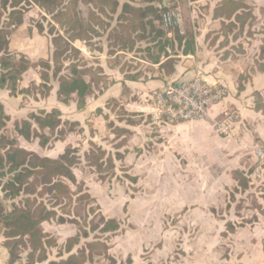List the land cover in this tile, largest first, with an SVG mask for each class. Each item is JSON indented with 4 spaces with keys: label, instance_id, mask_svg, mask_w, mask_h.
Here are the masks:
<instances>
[{
    "label": "trees",
    "instance_id": "trees-1",
    "mask_svg": "<svg viewBox=\"0 0 264 264\" xmlns=\"http://www.w3.org/2000/svg\"><path fill=\"white\" fill-rule=\"evenodd\" d=\"M81 3L90 5L86 16L80 9ZM121 3V0H0V90L7 89L12 96L46 98L54 89L53 80H56L61 102L69 104L74 100L79 110L85 108L87 98L94 95L96 90L102 92L100 84L107 87L108 80L102 68L88 65L76 42L91 43L94 36L102 34L101 29L111 27L110 21L114 19L117 24L109 31L110 48L145 53V57L154 63H160L163 54L166 57L172 55L168 48L172 51L178 48L183 54L194 53L193 35L178 32L169 38L163 26V12L173 7L176 1L172 0L169 5L164 0L160 4L156 0H143L141 3L128 0ZM33 6L44 10L53 20V23H49L48 31L53 45L52 55L47 54L37 60L28 57L24 51L15 52L12 49L13 34L25 25V15ZM213 18L221 21L226 43L229 35L234 34V39L239 38L245 28L251 27L257 19L253 5L247 0L219 1ZM36 29L39 33L46 30L41 22H37L35 27L28 25L30 36L35 35ZM154 48L158 49L157 53L153 52ZM174 61L169 58L162 65L173 64ZM256 64L257 69L264 73V43ZM30 69L36 72L38 81L25 86L24 74ZM122 71L125 69L122 68ZM126 77L136 76L126 74ZM245 79L247 76L242 74L237 81L239 92L245 89ZM109 101L118 103L114 99ZM97 112L102 113V109L99 108ZM105 118L108 119V115ZM9 121L10 116L0 102V229L10 264L23 259L26 251L27 264L48 261L49 249L57 247L58 242L45 231L43 224L55 219L60 223H74L79 231L67 239L63 252L59 253L69 255L49 260L47 264H85L95 255L107 254L110 249L109 236L105 235L120 230L122 223L117 218L106 217L102 212L95 213V199L86 190L85 182L79 181L74 172L82 162L78 148L68 145L58 157L41 155L20 146L16 137L4 132ZM130 123L134 122L130 120ZM108 126L118 138L124 136L117 144L121 148L127 143L131 131L116 126L113 121ZM78 129L81 130V124L78 121H64L58 107L50 111H32L15 127L19 136L27 141L38 140L42 148L65 140L70 132ZM123 158V153L117 152L113 156L94 142H90V149L85 152L87 165L98 173L102 181L115 175L116 160ZM237 175L239 186L246 190L247 178L240 172ZM71 184L76 186L75 190ZM8 202H11L10 207ZM92 232H96L94 240L74 253L75 247ZM114 263L111 260L110 264Z\"/></svg>",
    "mask_w": 264,
    "mask_h": 264
},
{
    "label": "crops",
    "instance_id": "crops-1",
    "mask_svg": "<svg viewBox=\"0 0 264 264\" xmlns=\"http://www.w3.org/2000/svg\"><path fill=\"white\" fill-rule=\"evenodd\" d=\"M171 1L164 0V3L169 5ZM174 1L178 2L179 0ZM207 1L208 4L210 3V12L212 13L221 0ZM247 1L254 7L256 20L260 21L264 19V0ZM209 18H211V22L205 23L195 34L194 53L183 54L181 51H178V53L172 54L171 49L168 48V52L172 55L166 57L163 54L160 63H154L146 57H137L135 51L108 48V45L105 46L103 43H100V48H90L87 44H85L84 48L76 45L81 50L82 57L90 66L102 68L104 75L107 76L108 85L107 87H103V83H101L99 89L102 92L96 90L94 95L87 98V105L81 110L78 109L75 101L65 104L59 100L57 94L58 83H53L54 89L48 97L42 98L38 96L34 98L39 109L50 111L58 107L62 111V118L78 121L81 124L82 132H71L65 141L55 142L60 153L64 151L67 144H72L75 147H79L80 155H84L90 149V142H94L113 156L117 152L123 153L124 158L116 160V164L119 162L127 166L135 164L133 169L136 171V175H139L140 172L137 171L138 165L147 159L150 162L148 164L150 167L147 166L149 170L154 163L160 161L161 154L169 158L170 164L173 165L180 164L179 158L187 156L201 159L202 163H206V159L219 156L222 153V149H229L233 154H238V163L239 160L241 162L244 154L245 156L248 155L249 160L252 162L250 169L246 173L243 172V168H236L234 171H237V174L238 172L243 173L250 186H258L250 178L256 164V159L248 148V145L253 142L264 144V140H258V138L264 139V129L255 125L258 119L263 116V112L258 111L257 107L256 109L253 108L254 99L251 95L252 92H250L251 90L260 92L264 89V73L257 69L256 64V59L260 53L259 39L252 40L249 38L252 44L248 43L238 53L232 46L233 42L223 43L225 39L224 34L220 30H216L219 29L217 25L221 26V21L214 19L212 14L207 17L208 20ZM28 23L25 18V25L13 34V38L17 34L21 36L26 30L28 31ZM212 30L216 31V37L208 38V33ZM254 31H257V29L254 28ZM257 36L258 33L255 34V37ZM257 45L258 47L256 48ZM19 46V48L12 49L15 52L24 51L28 57L32 58L29 54L33 52L34 48H29L28 42L22 39ZM169 58H173L175 60L174 63L162 65ZM122 68L125 71H122ZM32 71L33 78H28L27 74ZM126 74L135 75L136 77L128 78ZM197 74H201L210 83L221 82L228 87L229 95L227 99L219 106L213 108L211 114L215 118H221L225 110L237 109L241 117L231 134L225 135L218 132L210 121L175 123L168 120L158 121L153 119L152 112L154 105L151 95L154 90L163 88L173 82L191 78ZM242 74L247 76L246 81L244 80L245 89L238 92L237 81ZM24 78L25 86H28L31 82L38 81L36 72L33 69L27 71L24 74ZM19 96L33 100L30 97L31 95L12 96L7 89L0 90V102L4 104L10 118H15L14 120L25 118L30 112L29 107L24 106L22 101L18 100L17 97ZM111 99L121 102L125 111L133 114L131 116L133 120L131 121L134 123H130L126 119L122 120V117L120 120L115 119L118 116L106 108L107 102ZM99 108L102 109V113L100 114L96 113ZM108 113H111L112 120L110 121L115 122L116 126L131 131L127 143L121 148H118L117 144L124 136L118 138L112 132V129L108 126V120L105 118V115H108ZM145 113H148V117L153 122H158L159 129L157 132L160 134L159 137L162 140L156 141L150 134H147L150 133V130H148L146 125L141 123V120H138L139 118H143ZM87 122L93 124L92 128L88 126ZM91 129L94 130L93 134L90 132ZM142 133H144L145 139L154 142L152 151L155 154H152L149 150L148 153L150 155H147L146 152L140 154L137 151V149L143 148ZM25 147L30 149L27 146ZM40 154L56 157V155L50 153ZM168 166L166 168L168 172L166 178L170 183L167 186L176 184L175 189L179 188L178 192L180 191L179 202L171 212L179 213L187 207L183 202L186 197L188 198V190L184 188V184H181L179 178L176 177V167L170 165L172 168L169 167L168 169ZM87 169L89 168L87 167ZM78 170V167L74 169L77 179L83 180L86 186H88L89 189L87 191L90 194L93 193L91 196L95 199V202L98 200L100 210L102 209V211L108 213L102 205L100 197L93 192V187L91 188L90 179L94 180L95 174L89 177V174L82 172L80 175ZM233 181V185L236 186L238 182L237 177ZM101 182L104 181L101 180ZM217 187H220V181ZM193 196L198 198L201 203L204 202L202 200L204 196L209 197L206 195L205 190H201L200 193L197 192ZM144 202V200L135 201L132 209L134 205L138 206V204ZM138 207H140L141 212L147 209L145 205H139ZM132 209L128 211V215H130L128 223H122L120 230L117 232L105 235L110 237V240H108L110 246L108 253L95 255L93 260H88L85 264H110L111 260L115 261L114 264H264V249L260 250L264 239L261 236L264 232L262 221L254 222V226H252L254 223L249 226H236L234 222L228 221L225 224L226 229L223 231L217 218L204 220L202 216H198L196 222H188L189 220L186 222L181 221L179 229L193 227L203 230L202 235H198L195 238L185 236L186 232L182 236V232H178L177 229H168L164 221L161 235L157 237L151 221L152 209H147L145 218L138 221L132 218ZM194 209L201 210V206H196ZM211 212L214 214V206H212ZM53 221L44 222L43 226L46 228V225H50V222ZM55 224L56 232L53 234L56 235L57 247L62 248L69 237L78 233L79 228L74 223L56 222ZM95 234L96 232H92L88 238H83L80 245H77L73 252L76 253L84 244L93 241ZM4 240L3 234L0 233V264H10L8 250L3 246ZM177 240H180L179 244L182 247L181 254L174 252ZM222 243L228 244L229 247L231 246L228 254H225L221 248ZM68 255L66 252L63 255L56 254V258L49 255V260H58Z\"/></svg>",
    "mask_w": 264,
    "mask_h": 264
},
{
    "label": "rangeland",
    "instance_id": "rangeland-1",
    "mask_svg": "<svg viewBox=\"0 0 264 264\" xmlns=\"http://www.w3.org/2000/svg\"><path fill=\"white\" fill-rule=\"evenodd\" d=\"M128 0H121L122 3ZM134 1V0H130ZM162 0H156L157 4H160ZM207 0H179L176 2V4L173 7L180 8L183 16V26L182 29L180 28H171L169 31H167V36L169 38H173L176 33L180 34H188L193 35L195 37V34L199 31V29L208 21L211 22V18L209 20L207 19L208 16L212 14L213 12H210V3H207ZM121 3V4H122ZM90 5H86L81 3L80 9L86 16L89 12ZM169 8V7H168ZM255 11V10H254ZM118 15V14H117ZM115 15V17H117ZM46 17V19L44 18ZM107 21L110 20L104 16ZM26 20L29 22L28 25L36 26L37 22H41L45 26V33H39L37 29L35 30V35L29 34V31H25L21 36L17 34L12 40V45L14 48H19V43L23 39L24 41L28 42L29 48H34L33 52L29 55L32 57V59L37 60L39 58L46 57L47 54L52 55L53 52V45L50 42V36L48 35V31L50 29L49 23L53 20L48 16L44 10L33 6L29 9V11L25 15ZM111 27L115 26L117 24V20H111ZM109 29H101L100 32H102L101 35L94 36L91 43L87 44L86 42H76V45L84 48L85 44L89 45L90 48H100V43H103L105 46L108 45V48H110V40L109 38ZM216 30L221 31V26L217 25ZM254 28L257 29V31H254ZM222 32V31H221ZM258 33V36L255 37V34ZM216 31L212 30L208 33V38L216 37ZM234 34L229 35L228 42H233V48L236 52L240 53L244 48L245 45L252 44V42L249 40H257L259 39V48H261L262 44L264 43V19L260 21H255L254 24L250 27L247 26L245 28V31L242 33V35L234 39ZM225 38V37H224ZM223 43H226V39L223 40ZM96 44V45H95ZM99 44V45H98ZM251 46V45H250ZM258 45L256 46V48ZM171 49V48H170ZM176 51H172V54L178 53V48H175ZM154 53L158 52L157 48H154ZM259 55V54H258ZM137 57H145V53H137ZM89 65V64H88ZM90 66V65H89ZM27 77L33 78V71L29 72L27 74ZM246 81V80H245ZM53 83H58L56 80H53ZM254 88V85H253ZM239 92V91H238ZM251 95L253 96L254 103L253 108L256 109L257 106L261 107L258 109V111H262L263 116L258 119V121L255 123V125L259 128L264 129V89L262 91H254L251 90ZM250 94V93H249ZM152 96V95H151ZM33 100L27 99V97L19 96L17 97L18 100L22 101V104L25 106H28L30 109V112L37 111L38 105L34 101V96H30ZM74 101V100H72ZM76 102V101H75ZM53 105V104H52ZM106 108L110 110L112 113H114L116 116L115 119H126L127 121L133 120L131 116L132 113H129L125 111L124 107L121 105V102H110L108 101L106 104ZM98 110V109H97ZM236 112L239 113L237 109H234ZM29 112V113H30ZM28 113V114H29ZM99 113L100 112H97ZM26 115V117L28 116ZM147 114V115H146ZM240 114V113H239ZM151 116V115H150ZM19 117V115H17ZM120 117V118H119ZM241 117V115H240ZM15 118H10V121L8 122L7 128L4 130V132L7 135H10L11 137H16L18 139V143L22 147H29L30 150L40 152V153H50L53 155H56V157L60 156L62 153H60V150L58 149L56 143H53L51 147L49 148H42L39 145L38 140L34 141H27L23 137L19 136L15 130L16 124L21 121ZM70 120V119H64ZM108 123L111 119V113H108ZM139 121L141 120V123L143 125H146L148 130H150V134L152 138L156 139V141H160V134L157 132L159 129L158 122H153L151 118L148 117V113H145V116L143 118H139ZM72 121V120H71ZM115 123V122H114ZM88 126L92 128L93 124L91 122H87ZM251 125V124H247ZM246 127V126H245ZM250 127V126H249ZM94 130H90V132H93ZM75 133H80L82 130L74 131ZM71 133V132H70ZM69 135V134H68ZM66 136V139L68 137ZM143 138V148L137 149L139 153H147V155H150L148 153V150L154 153L152 150V146L154 144L153 141H148V139H145L144 133L141 134ZM20 137V140H19ZM65 139V140H66ZM65 140H59V141H65ZM258 140H264L259 139ZM57 142V141H56ZM68 145L72 144H67ZM74 146V145H72ZM65 147V148H66ZM75 147V146H74ZM26 148V147H25ZM80 154V149L77 147ZM39 153V154H40ZM155 154V153H154ZM42 155V154H41ZM82 158V165H78V172L81 175L82 172L89 174V177H93L94 180L90 179L91 188L93 192L100 197V201L106 211L108 213H105V211L100 210L98 207H100L98 204V200L94 202V208L95 213L102 212L107 217L117 218L121 221V223H128L130 221V218L128 215V211L132 209V205L135 201L144 200V203L138 204L139 205H145V208L152 209L151 214V221L153 224V229H155L157 237L161 235V229L163 222L165 221L167 224L168 229H177L178 232H182V236H188L189 238H195L198 235H202L203 230L199 228H183L179 229L180 222H196L198 216H202L204 220H211L213 218H217L218 221L221 224L222 231L226 229V223L228 221H232L236 224V226H246L250 225L256 221H262V226L264 229V183L260 185H253L250 186L248 184V188L246 190H243V188L237 185L234 186V178H236L237 171H234L236 168H243V172L246 173L247 170L250 169L252 162L249 160L248 155H243V159H241V162L239 160V163L237 161L238 154H233V152L229 149H222V153L217 157H210L209 159H206V163H202L201 159H196L190 157H183L180 159V164L173 165L170 164V159L163 156L161 154L160 161L157 163H154L151 169H147L148 164L150 163L147 159L145 162L138 165L137 171H139V175H136V171L133 169L134 165L127 166L124 163H117L116 164V170L115 175L112 176L109 180L101 182L99 179L98 173L94 171L93 168L89 167L87 165V162L85 160V154L80 155ZM169 162V163H168ZM169 165V166H168ZM176 167L177 172L175 173L176 177L179 178L180 183L184 184V188H187L188 190V198L186 197L183 204L187 207L184 209V211L179 213H173L171 212L174 210L173 208L176 207V204L179 202L180 199V191L178 192V189L176 188V184L167 186L170 181L166 178L168 175V172L166 170L167 166L169 167ZM87 166L89 169H87ZM150 167V166H148ZM141 168V169H140ZM172 168V167H171ZM145 169V170H144ZM137 176V179L134 180L132 177ZM79 180V179H78ZM80 181V180H79ZM220 181V187H217L218 182ZM236 184V183H235ZM72 188L75 190L76 186L71 184ZM89 189L88 186H86V190ZM175 189V190H174ZM201 190H205L206 195L209 197L204 196L202 200L204 201L201 203L198 198L193 196L195 193H200ZM0 194L1 188H0ZM93 194V193H91ZM142 198V199H141ZM213 199V200H212ZM209 202V203H207ZM7 205L10 207L11 202H8ZM133 206L132 209V218L135 221H138L140 219H144L146 216V210L144 209L143 212H141L140 207ZM201 206V210L194 209L195 207ZM212 206L215 208L214 214L211 212ZM102 208V207H101ZM84 213V212H83ZM184 214V215H183ZM183 216V217H182ZM93 215L90 216L92 218ZM84 217L82 219V222H84ZM88 221V219H87ZM56 222L58 220H54L53 222H50V225H46V228L44 227L45 231L51 234L56 238V235L53 233L56 232ZM184 224V223H182ZM255 223L252 225L254 226ZM184 226V225H182ZM0 233H2V230L0 229ZM223 233V232H222ZM229 236V235H228ZM264 237V232L262 235ZM226 237V236H225ZM110 240V237H109ZM180 240L176 241V245L174 248V252L181 254L182 253V247L179 244ZM65 244V243H64ZM64 247V246H63ZM61 247H52L49 249V255H51L53 258H56V254L63 252L64 248ZM221 248L224 250L225 254H228V252L231 250V246L229 247L228 244L222 243ZM264 249V239L263 244L260 248ZM28 252L23 253V259L17 261L16 263L19 264H27L26 263V256ZM243 254V253H242ZM50 258V257H49ZM49 261V259H48ZM48 261L43 263H37V264H47Z\"/></svg>",
    "mask_w": 264,
    "mask_h": 264
},
{
    "label": "built area",
    "instance_id": "built-area-1",
    "mask_svg": "<svg viewBox=\"0 0 264 264\" xmlns=\"http://www.w3.org/2000/svg\"><path fill=\"white\" fill-rule=\"evenodd\" d=\"M141 3L143 0H134ZM162 23L169 31L183 26L182 12L177 7H169L163 12ZM229 95L228 87L221 83H210L201 74L194 75L163 88L154 90L152 100L154 120H168L175 123L186 121H210L222 134H231L240 121V114L233 109L225 110L221 118L212 116L213 108L222 104ZM256 159L250 178L258 185L264 183V144L253 142L248 145Z\"/></svg>",
    "mask_w": 264,
    "mask_h": 264
}]
</instances>
